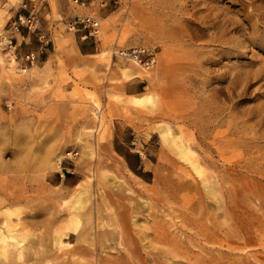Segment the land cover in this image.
Segmentation results:
<instances>
[{"label": "rangeland", "instance_id": "rangeland-1", "mask_svg": "<svg viewBox=\"0 0 264 264\" xmlns=\"http://www.w3.org/2000/svg\"><path fill=\"white\" fill-rule=\"evenodd\" d=\"M7 221L0 264H264V0H0Z\"/></svg>", "mask_w": 264, "mask_h": 264}, {"label": "built area", "instance_id": "built-area-1", "mask_svg": "<svg viewBox=\"0 0 264 264\" xmlns=\"http://www.w3.org/2000/svg\"><path fill=\"white\" fill-rule=\"evenodd\" d=\"M75 3H77V0H75ZM80 5L84 6V4ZM21 10H27L26 3L21 5ZM37 24L38 23L36 17L33 15V12H29L28 14L20 13L18 16L15 17V19L11 23L10 30L15 33H18L19 29L25 28L29 32L34 33L38 30ZM69 26L70 30H74L76 28L78 29L79 27L82 30H87L89 36H95L98 33L99 23L93 17L84 16L77 17L75 20H73L72 23H70ZM84 38H86V36H84ZM39 40L43 44L41 45L39 52H31L21 58L23 64V67L21 68L22 72H25L29 69L30 66L38 62L39 57L42 54L43 47L47 46L48 41L45 35H40ZM3 42L9 49L14 48L11 39L4 37ZM116 56L122 60L132 61L146 70L151 69L155 63L154 55L145 48H135L131 50L119 51Z\"/></svg>", "mask_w": 264, "mask_h": 264}, {"label": "bare ground", "instance_id": "bare-ground-1", "mask_svg": "<svg viewBox=\"0 0 264 264\" xmlns=\"http://www.w3.org/2000/svg\"><path fill=\"white\" fill-rule=\"evenodd\" d=\"M7 214H10V215H12V213H11V211L9 212H7ZM9 215V216H10ZM5 227H6V231H8L9 232V234H7V235H4V233H3V231H2V229L0 228V241H3L2 242V244L0 245V256L1 257H4V258H13V257H15V256H19L20 258H22V257H24L25 256V254H28V252L31 250H33V249H35L34 251L38 254V250H39V248H41V247H34L33 245H31L30 247L28 246V247H25V246H23L22 244H23V242L22 241H20V240H18V241H20L19 242V247H20V251L19 252H17L16 253V251H15V246H14V244L13 243H15V241L17 242V237H15L16 236V233H20V231H14V227H12L11 225H9V222L7 221V222H5ZM12 231H14L15 232V236H13L12 235ZM13 232V233H14ZM8 240V242L9 241H11L10 243H11V245L10 244H7V241ZM25 242V241H24ZM50 249L51 248H53V247H55L57 244L56 243H54V238L51 236L50 237ZM22 243V244H21ZM16 244V243H15ZM32 244H34V245H37V244H35V243H32ZM32 247V248H31ZM78 249V251L80 250L81 252H82V249L79 247V248H77ZM77 249H76V252H77ZM42 250V249H41ZM53 251V250H52ZM73 252V251H72ZM52 253V252H51ZM35 254V253H34ZM52 256V255H51ZM50 256V257H51Z\"/></svg>", "mask_w": 264, "mask_h": 264}]
</instances>
